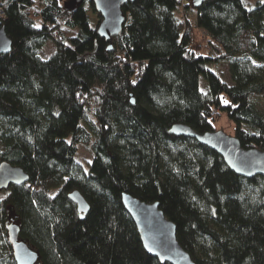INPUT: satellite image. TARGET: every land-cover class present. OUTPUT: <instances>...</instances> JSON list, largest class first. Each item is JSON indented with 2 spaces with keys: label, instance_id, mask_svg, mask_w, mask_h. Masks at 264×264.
Masks as SVG:
<instances>
[{
  "label": "trees",
  "instance_id": "obj_1",
  "mask_svg": "<svg viewBox=\"0 0 264 264\" xmlns=\"http://www.w3.org/2000/svg\"><path fill=\"white\" fill-rule=\"evenodd\" d=\"M65 1L0 0L12 40L0 55V162L30 178L0 192V264H17L9 220L42 264H170L144 248L126 191L160 204L196 264H264V176L244 178L170 133L177 123L216 130L224 111L242 146L264 148V4L129 1L108 41L93 0ZM89 10L95 24L83 19ZM81 145L94 153L87 171ZM75 190L89 204L84 218Z\"/></svg>",
  "mask_w": 264,
  "mask_h": 264
},
{
  "label": "water",
  "instance_id": "obj_2",
  "mask_svg": "<svg viewBox=\"0 0 264 264\" xmlns=\"http://www.w3.org/2000/svg\"><path fill=\"white\" fill-rule=\"evenodd\" d=\"M96 10L102 16L98 33L106 40L119 36L123 29L125 15L123 6L134 0H93ZM204 1L193 6L199 7ZM77 0L65 1L68 8H74ZM112 46V45H111ZM110 46V48H111ZM12 51V40L8 37L3 21L0 18V55ZM134 98L132 99V102ZM170 133L175 136L195 138L199 143L212 148L222 158L227 166L238 175L246 178H253L255 175L264 176V148H248L242 146L240 139L235 135H229L224 130H210L198 132L193 127L184 123L174 124ZM29 174L23 167L13 165L8 160L0 162V191H7L13 185H20L29 181ZM122 202L129 215L132 216L144 248L155 256L162 263L170 264H196L184 247H181L176 236L177 225L167 218L158 202H146L130 193L123 192ZM78 203L81 218L89 211V204L80 192L75 190L70 196ZM7 233L13 254L17 264H42L39 253L23 239L20 238V225L11 222L7 226Z\"/></svg>",
  "mask_w": 264,
  "mask_h": 264
},
{
  "label": "rangeland",
  "instance_id": "obj_3",
  "mask_svg": "<svg viewBox=\"0 0 264 264\" xmlns=\"http://www.w3.org/2000/svg\"><path fill=\"white\" fill-rule=\"evenodd\" d=\"M185 11V10H184ZM195 15V11H191L190 12V16L192 18H194ZM186 17V12H184L183 17ZM85 19V23L90 25L91 23L97 22L98 20V14L93 13L91 10L86 11V15H84ZM64 28H62L61 30H63ZM66 31L70 34V35H74L77 32V29L72 31L71 29H68L65 26ZM55 50L54 47V41L49 40V42L47 43V45L45 46L44 50L42 51V57H48L50 56V54ZM217 72H220L221 76L223 77V79H225L226 81L230 82V77H229V73L226 69L225 66L220 65L217 69ZM200 83H201V87L203 90H206V83H205V79L202 76L200 78ZM259 108L261 110L264 109V106H262L261 104H259ZM216 115V114H215ZM213 122V126H215L216 130H224L227 134L229 135H233L235 133V127L236 125H234L233 121L230 120L229 116L224 112V111H220V115L215 118L212 119ZM94 158V153L85 145H81L78 151V165L80 170L84 167V171H87L88 167L91 165V161ZM0 192H4V191H0ZM14 222V221H8V224ZM17 223V222H16Z\"/></svg>",
  "mask_w": 264,
  "mask_h": 264
},
{
  "label": "snow or ice",
  "instance_id": "obj_4",
  "mask_svg": "<svg viewBox=\"0 0 264 264\" xmlns=\"http://www.w3.org/2000/svg\"><path fill=\"white\" fill-rule=\"evenodd\" d=\"M195 2L196 3H200L201 2V0H195ZM259 2L261 3V4H264V0H259ZM246 7H247V5H245ZM249 11H251V9L249 8ZM36 27H39V25H36ZM255 63V62H254ZM133 83H135V81H133ZM133 103H135V101H133ZM224 103H228V101H224ZM213 214H215L214 212H213Z\"/></svg>",
  "mask_w": 264,
  "mask_h": 264
},
{
  "label": "built area",
  "instance_id": "obj_5",
  "mask_svg": "<svg viewBox=\"0 0 264 264\" xmlns=\"http://www.w3.org/2000/svg\"><path fill=\"white\" fill-rule=\"evenodd\" d=\"M184 1L185 0H183V3H184ZM183 8V5H182V7H181V9ZM183 10V9H182ZM3 13V10L2 9H0V15Z\"/></svg>",
  "mask_w": 264,
  "mask_h": 264
},
{
  "label": "crops",
  "instance_id": "obj_6",
  "mask_svg": "<svg viewBox=\"0 0 264 264\" xmlns=\"http://www.w3.org/2000/svg\"><path fill=\"white\" fill-rule=\"evenodd\" d=\"M62 28H64L63 31H66L65 27H62Z\"/></svg>",
  "mask_w": 264,
  "mask_h": 264
},
{
  "label": "bare ground",
  "instance_id": "obj_7",
  "mask_svg": "<svg viewBox=\"0 0 264 264\" xmlns=\"http://www.w3.org/2000/svg\"><path fill=\"white\" fill-rule=\"evenodd\" d=\"M1 18V17H0ZM80 212V211H79ZM81 213V215H82V212H80Z\"/></svg>",
  "mask_w": 264,
  "mask_h": 264
}]
</instances>
